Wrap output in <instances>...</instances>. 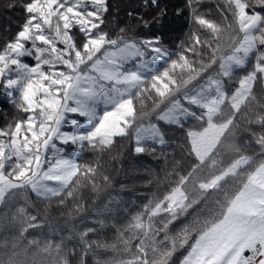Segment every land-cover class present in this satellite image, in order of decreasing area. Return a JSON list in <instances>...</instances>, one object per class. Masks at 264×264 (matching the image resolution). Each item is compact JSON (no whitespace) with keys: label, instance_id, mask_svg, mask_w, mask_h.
Here are the masks:
<instances>
[{"label":"snow or ice","instance_id":"6c2138e0","mask_svg":"<svg viewBox=\"0 0 264 264\" xmlns=\"http://www.w3.org/2000/svg\"><path fill=\"white\" fill-rule=\"evenodd\" d=\"M219 2L215 22L200 0H186L198 30L174 58L159 37L105 31L108 0H22L23 22L0 45V89L20 114L0 128V214L11 212L22 238L43 223L28 211L29 193L66 205L81 177L95 187L98 167L77 159L86 150L108 151L128 137L136 155L155 153L167 143L164 126H175L190 158L187 170L168 174L177 179L161 197L123 224L105 213L91 218L96 227H73L75 236L59 241L32 238L26 248L69 264L65 241L78 236L81 264L93 245L112 253L96 264H264V102L254 92L264 85V0ZM145 4L159 8V0ZM244 133L251 139L241 142ZM109 227L112 242L89 238Z\"/></svg>","mask_w":264,"mask_h":264},{"label":"trees","instance_id":"16d2710c","mask_svg":"<svg viewBox=\"0 0 264 264\" xmlns=\"http://www.w3.org/2000/svg\"><path fill=\"white\" fill-rule=\"evenodd\" d=\"M11 2H14L16 7L9 8ZM21 2L22 0H0V45L9 41L23 22ZM108 2L110 11L106 14L105 31L113 36L119 33L128 37L133 35L159 37L163 46L173 54L174 58L178 50L182 51L179 46L192 44L191 34L198 30L186 0H159V8L145 4V0H108ZM221 8L222 4L219 0H200L198 5V10L215 22L221 20ZM161 9L164 10V14L158 22L153 23V18L160 16ZM129 13H133V16L130 17ZM137 17H143V20L148 21L149 27H144ZM121 28L125 29L123 33L120 32ZM29 61L32 63L30 59ZM251 63L250 60L249 67ZM247 70V68L234 69V76L238 78ZM227 87L229 91L232 90L231 84ZM254 92L257 101L264 102V85L257 82L254 85ZM151 104L152 101H148V107L139 105L137 107L140 111H148ZM11 106L12 104L0 92V128L18 118ZM252 127L254 131H260L257 126ZM164 131L167 143L163 147L155 146V153L149 150L145 154L136 155L133 151L134 142L128 137H116L108 151L86 150L81 153L77 158L78 162L98 167L95 187L81 177L75 199H69L66 205H60L56 198L51 204L42 202L34 194L29 193L31 207L28 211L37 215L43 223L41 228L31 229L26 234V238L21 237L20 225L12 221L11 212L5 210L0 214V262L8 264L9 260H14L15 264H52V258L43 253L40 247L36 245L25 247L30 239L59 241L61 237L70 234L75 236L73 227L78 230L86 226L96 227L91 218L104 216L105 213H110L118 224H123L126 217L130 218L131 214L147 201L161 197L168 190L170 183L177 179L176 176L168 175L173 168L185 171L190 167V158L185 155L182 147L183 130L175 126H164ZM244 138L251 139V135L244 133L240 137L241 142ZM255 148L256 145L253 144L251 149ZM177 161H180L179 165ZM104 175L110 177L109 182L103 181ZM19 203L23 204V199H20ZM49 224L54 227L50 228ZM115 235V229L109 227L90 234L89 238L112 242ZM65 247L69 264H81L83 252L79 237L72 241L66 240ZM93 253L96 255L94 256ZM111 255V252H105L93 245L85 257L86 264H96L97 258L106 259Z\"/></svg>","mask_w":264,"mask_h":264},{"label":"rangeland","instance_id":"374dc122","mask_svg":"<svg viewBox=\"0 0 264 264\" xmlns=\"http://www.w3.org/2000/svg\"><path fill=\"white\" fill-rule=\"evenodd\" d=\"M8 19H10V17L8 18ZM9 21V20H8ZM25 60H26V62H28V63H30V61H29V58H24ZM31 64V63H30ZM0 92L2 93V95H4L5 97H6V99L11 103V101H10V99L4 94V92H3V90L2 89H0ZM12 104V103H11ZM12 110H13V113L15 114V116L16 117H19V115L20 114H18V112H17V109L13 106V104H12ZM11 117H13V115L11 116ZM15 120V119H14ZM14 120H13V122H14ZM3 128V127H2ZM157 147H163V146H160V145H156ZM69 151V154H72V150H68ZM78 158V157H77Z\"/></svg>","mask_w":264,"mask_h":264}]
</instances>
